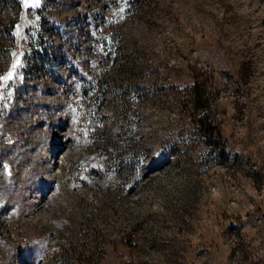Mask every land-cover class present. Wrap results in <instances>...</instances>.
Segmentation results:
<instances>
[{
    "label": "rangeland",
    "instance_id": "1",
    "mask_svg": "<svg viewBox=\"0 0 264 264\" xmlns=\"http://www.w3.org/2000/svg\"><path fill=\"white\" fill-rule=\"evenodd\" d=\"M0 264H264V0H0Z\"/></svg>",
    "mask_w": 264,
    "mask_h": 264
},
{
    "label": "trees",
    "instance_id": "2",
    "mask_svg": "<svg viewBox=\"0 0 264 264\" xmlns=\"http://www.w3.org/2000/svg\"><path fill=\"white\" fill-rule=\"evenodd\" d=\"M190 104L195 114L196 133L205 140L209 147L221 151L225 147V144L217 125L210 117V98L206 89L200 83H197L193 88Z\"/></svg>",
    "mask_w": 264,
    "mask_h": 264
},
{
    "label": "snow or ice",
    "instance_id": "3",
    "mask_svg": "<svg viewBox=\"0 0 264 264\" xmlns=\"http://www.w3.org/2000/svg\"><path fill=\"white\" fill-rule=\"evenodd\" d=\"M35 4H39V0H35Z\"/></svg>",
    "mask_w": 264,
    "mask_h": 264
},
{
    "label": "built area",
    "instance_id": "4",
    "mask_svg": "<svg viewBox=\"0 0 264 264\" xmlns=\"http://www.w3.org/2000/svg\"><path fill=\"white\" fill-rule=\"evenodd\" d=\"M12 62V61H11Z\"/></svg>",
    "mask_w": 264,
    "mask_h": 264
}]
</instances>
